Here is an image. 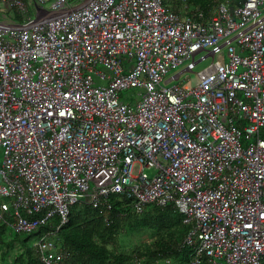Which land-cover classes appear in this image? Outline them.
Wrapping results in <instances>:
<instances>
[{"label": "built area", "instance_id": "obj_1", "mask_svg": "<svg viewBox=\"0 0 264 264\" xmlns=\"http://www.w3.org/2000/svg\"><path fill=\"white\" fill-rule=\"evenodd\" d=\"M261 4L0 0L13 11L0 19V224L38 233L36 264H69L56 235L70 207L109 222L112 196L138 213L173 204L184 264H264ZM208 56L195 84L166 85Z\"/></svg>", "mask_w": 264, "mask_h": 264}, {"label": "trees", "instance_id": "obj_2", "mask_svg": "<svg viewBox=\"0 0 264 264\" xmlns=\"http://www.w3.org/2000/svg\"><path fill=\"white\" fill-rule=\"evenodd\" d=\"M207 1L201 4L202 9L215 0ZM15 18L20 17L15 14ZM111 202L109 222L97 208L81 203L70 207L69 219L56 235L57 245L69 254V264H130L135 257L140 259V264H184L187 261L191 248L181 245V241L189 225L183 223L182 215L173 204H148L138 213L126 198L112 196ZM128 232L145 233L146 238L129 250H121L117 247L118 235ZM37 235V232L15 233L1 223L0 264H36L37 257L29 239Z\"/></svg>", "mask_w": 264, "mask_h": 264}, {"label": "rangeland", "instance_id": "obj_3", "mask_svg": "<svg viewBox=\"0 0 264 264\" xmlns=\"http://www.w3.org/2000/svg\"><path fill=\"white\" fill-rule=\"evenodd\" d=\"M70 3L75 1V0H68ZM48 5V3L46 4V6ZM260 9L262 11V13L264 14V4H261ZM30 11L32 12V15H35V9L34 7L30 6ZM6 17H12L13 16V11L10 9H6L2 11ZM215 59L221 60L222 62H224L227 57H226V49L225 47H223L218 53L215 54L214 56ZM211 60V57H206L205 59L199 61L196 65L195 68L193 69V71H182L180 73V76L178 79H173L169 82L166 83V85H171V84H179L181 86H183L184 84H188V85H193L197 82V76L195 74V71H198L202 68H204L206 65L209 64ZM186 65V61H183L182 63H180L178 66H176L173 69H170L165 75H164V79L168 78L169 76L181 71ZM96 69L105 72L106 74H110L111 70L105 66H103L102 64L98 63L95 66ZM93 80L95 81V85L99 84V85H106L108 83V79H101L98 75L91 73ZM138 91H143L141 88H127L125 90L122 91L123 94H127L130 99L135 100L138 99L137 96V92ZM125 101H128L129 98H125ZM1 161H2V149L0 146V166H1ZM146 172L149 175H153L155 170L153 168H146L145 169ZM13 232V231H12ZM146 238V234L145 233H139V234H135V233H121L118 235V241H117V247L121 250H129L136 242H139L143 239ZM29 244L30 246L33 244L35 237H31L29 239ZM161 264V263H159ZM166 264H173L172 262L170 263H166Z\"/></svg>", "mask_w": 264, "mask_h": 264}, {"label": "crops", "instance_id": "obj_4", "mask_svg": "<svg viewBox=\"0 0 264 264\" xmlns=\"http://www.w3.org/2000/svg\"><path fill=\"white\" fill-rule=\"evenodd\" d=\"M165 2L170 7H172L174 10H178L181 12H185L188 9H192L193 7H196V6H201V4H203V3H206V2L208 3L207 0H187V2H185V3H182L181 0H165ZM0 8L3 10L7 9V8H2V7H0ZM2 11H0V19L2 18V16L5 15Z\"/></svg>", "mask_w": 264, "mask_h": 264}]
</instances>
